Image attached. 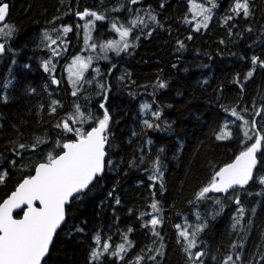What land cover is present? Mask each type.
Here are the masks:
<instances>
[{
	"label": "trees",
	"instance_id": "obj_1",
	"mask_svg": "<svg viewBox=\"0 0 264 264\" xmlns=\"http://www.w3.org/2000/svg\"><path fill=\"white\" fill-rule=\"evenodd\" d=\"M2 2L0 28L13 31L0 35V202L76 129L110 117L104 173L66 207L43 264H264V0ZM197 5L208 10L201 26ZM85 11L102 17L96 44L114 39L116 25L130 30L128 47L73 89L64 65L84 51ZM45 34L55 43L44 46ZM260 137L248 187L198 197Z\"/></svg>",
	"mask_w": 264,
	"mask_h": 264
},
{
	"label": "snow or ice",
	"instance_id": "obj_2",
	"mask_svg": "<svg viewBox=\"0 0 264 264\" xmlns=\"http://www.w3.org/2000/svg\"><path fill=\"white\" fill-rule=\"evenodd\" d=\"M135 2V0H133ZM201 12L208 11L202 6L197 5ZM243 9L245 16L248 15L247 3H236L234 10ZM8 13V4L0 0V22L6 21ZM82 18L84 16H94L96 19L102 17L96 13H78ZM205 21L208 19L204 17ZM135 25V22H133ZM206 26V25H205ZM116 28V25H113ZM7 29V31H5ZM70 29L65 28L67 32ZM123 40L129 35V29H116ZM12 27L5 24L0 28V35L10 36ZM47 39V34H45ZM55 43V41H52ZM109 42L107 47H112ZM95 48V45H93ZM128 44H124L127 49ZM4 51V45L0 44V52ZM55 54V53H54ZM80 57H76L74 64L79 63ZM256 62L255 59L253 61ZM88 67L87 63H79V68L75 75L80 77L83 69ZM47 71V67H45ZM251 75V73H249ZM56 83V81H53ZM164 87V84H160ZM75 95V92L73 93ZM103 108L104 106L101 105ZM54 111V109H53ZM79 111V109H77ZM236 115V113H233ZM156 115H159L158 113ZM69 119H73L69 117ZM109 114L105 111L103 118L98 121V126L93 127L86 133L76 129L77 139L73 142L62 145V154L53 157L49 154L46 163H40L35 168V175H31L23 180L12 194L0 203V264H42V258L46 255L52 241L53 234L56 232L65 217V205L69 203L70 198H76L78 194L86 189L94 177L99 174L104 167L105 151L104 146L107 136L104 135L108 122ZM75 123V120H73ZM147 123V122H146ZM63 127L66 131H73L67 122ZM148 127H152L148 124ZM229 134L218 135L217 139L227 138ZM251 139V137H248ZM261 145V138H257L255 143L242 151L231 164L226 165L215 173L210 187H205L198 194V197H204L209 191H227L234 185L243 186L253 178V167L256 164L255 153ZM24 148L25 145H20ZM35 147V145L33 146ZM3 177L0 176V182ZM264 183V178L261 179ZM38 202L39 206H35ZM22 205L26 208L21 209ZM156 204L152 208L156 209ZM13 209H21L23 217L21 219L13 218ZM241 211H243L241 209ZM159 221L152 219L151 223L155 226ZM199 230V229H198ZM182 236L187 238L185 232ZM195 233H193V237ZM195 246L194 239L188 243V248ZM105 250L108 245L104 244ZM124 250L123 245L120 246ZM196 255H200L197 253ZM93 258H97V253L93 251ZM228 257V260H231ZM227 264V261H226Z\"/></svg>",
	"mask_w": 264,
	"mask_h": 264
},
{
	"label": "rangeland",
	"instance_id": "obj_3",
	"mask_svg": "<svg viewBox=\"0 0 264 264\" xmlns=\"http://www.w3.org/2000/svg\"><path fill=\"white\" fill-rule=\"evenodd\" d=\"M194 17H193V23L195 26H201L206 23L204 17L207 16L206 12H201L200 9L196 6L192 8ZM89 12V11H88ZM84 13V12H83ZM92 13V12H89ZM98 16V15H97ZM79 17H81L79 15ZM83 23L78 24L80 29L82 30V36H83V44H86L84 47V51L82 54L75 55L71 57L64 65V75L65 78L68 80L69 84L73 89H78V87L86 80L88 84L92 82V78L96 77L97 74L93 73L90 77H85L86 73L90 70L96 68L100 62H104L108 60V56L110 53H117L120 52L122 49H124V44H128V38L121 39V36L119 32L116 30L117 28H120L119 26H116V28L112 27V31L114 35L116 36L114 39L103 41L99 44H96V42L93 41V32L95 29V19L94 16H84ZM124 29V28H123ZM64 34L62 35V37ZM53 39H43V42H41L44 46H51ZM109 42H112V47H107ZM54 44V43H53ZM95 45V48L93 47ZM76 57H80L81 60L79 63H87L88 67L86 69H83L81 75L79 78L75 75L76 71L79 68V63L74 64V60ZM97 87H100V84H97ZM96 126V125H95Z\"/></svg>",
	"mask_w": 264,
	"mask_h": 264
},
{
	"label": "water",
	"instance_id": "obj_4",
	"mask_svg": "<svg viewBox=\"0 0 264 264\" xmlns=\"http://www.w3.org/2000/svg\"><path fill=\"white\" fill-rule=\"evenodd\" d=\"M4 3L8 4L7 2H4ZM8 14H9V4H8V13H7V16H6V20H7V18H8ZM3 23H5V22H0V24H3ZM0 44H3V43H0ZM4 53H5V48H4V51H3V52H0V58L4 55ZM97 126H98V124H97L96 126H93V127H97ZM93 127H92V128H93ZM92 128H90L88 131H91ZM88 131H87V132H88ZM105 133H106V131H105ZM105 133H104V135H106ZM260 138H261V137H260ZM76 139H77V138H76ZM76 139H75V140H76ZM75 140L66 141L65 143L73 142V141H75ZM261 142H262V138H261ZM254 143H255V142H254ZM106 144H107V142H105V146H104V151H105V158H104V159H105V162H106V158H107ZM251 145H252V144H251ZM251 145L248 146V147H251ZM248 147H247V148H248ZM247 148H246V149H247ZM260 148H261V145H260V147L258 148V151L255 153L256 164H255L254 167H253V177H254L255 169H256V167L258 166V157H257V154H258ZM246 149H244L243 151H245ZM241 152H242V151H241ZM241 152H240V153H241ZM240 153H239V154H240ZM59 154H62V151H61ZM59 154H57V155H59ZM239 154H237V156H238ZM57 155H56V156H57ZM54 157H55V156H54ZM235 159H236V158H235ZM234 161H235V160H234ZM234 161H233V162H234ZM46 162H47V161L39 162V163L36 164V166L39 165L40 163H46ZM233 162H232V163H233ZM230 164H231V163H230ZM36 166L34 167V170H33V172H32L31 175H35V168H36ZM225 166H226V165H224L223 167H225ZM104 167H105V163H104ZM104 167H103V170H102L99 174H97V175L94 177V179L91 181V183L88 185V187H87L86 189H84L83 191H81L80 193L87 191V190L89 189V187L91 186V184L94 182V180H95L98 176L102 175V173L104 172ZM223 167H222V168H223ZM31 175H29V176H31ZM29 176L24 177V178L18 183V185L15 187V189H14L12 192H14V191L16 190V188L19 186V184L22 183L23 180H24L25 178L29 177ZM252 180H253V178L250 179L249 182H248L247 184L243 185V186H240V185H234L232 188H229L227 191H221L220 194H221L222 196H225V195H227L228 193H230L231 191H233V190H235V189H243V188H245L246 186H248ZM12 192H11L8 196H6V197H5L0 203H3V201L6 200V199L12 194ZM80 193H79V194H80ZM79 194H78V195H79ZM72 199H74V198H70L69 203H67V204L65 205V211H66V207L70 204V202H71ZM34 205H35V206H39L38 202H34ZM23 208H26V205H22V206H21V209H23ZM21 209H13V218H15V219H21V218L23 217V211H22ZM17 213H21V215H20L19 217H17V216H16ZM65 219H66V217H64V220L61 222L60 226L58 227V229L56 230V232L53 234V238H52V241L50 242L48 252H47L46 255L42 258V264H43L44 260L47 258L48 254H49V252H50L51 246H52V244H53V241H54V239H55V236H56L57 232H58L59 229L64 225V223H65ZM199 254H200V253H199ZM196 257L198 258L199 255H196Z\"/></svg>",
	"mask_w": 264,
	"mask_h": 264
},
{
	"label": "bare ground",
	"instance_id": "obj_5",
	"mask_svg": "<svg viewBox=\"0 0 264 264\" xmlns=\"http://www.w3.org/2000/svg\"><path fill=\"white\" fill-rule=\"evenodd\" d=\"M261 147H262V143H261ZM260 150H261V148H260ZM260 150H259V152H260ZM259 152H258V154H259ZM258 154H257V157H258ZM236 157H237V156H236ZM236 157H235V158H236ZM235 158H234L230 163H232V162L235 160ZM258 161H259V159H258ZM105 163H106V162H105ZM230 163H229V164H230ZM227 165H228V164H227ZM256 169H257V167H256ZM256 169H255V171H256ZM104 170H105V167H104ZM103 173H104V172H103ZM103 173H102V174H103ZM100 176H101V175H100ZM100 176H98V177H100ZM254 176H255V172H254ZM98 177H97V178H98ZM97 178H96V179H97ZM96 179H95V180H96ZM253 179H254V177H253ZM95 180H94V181H95ZM252 181H253V180H252ZM252 181H251V182H252ZM251 182H250V184H251ZM93 183H94V182H93ZM93 183H92V184H93ZM92 184H91V185H92ZM250 184H249V185H250ZM249 185H248V186H249ZM248 186H246V187H248ZM246 187H245V188H246ZM89 188H90V187H89ZM219 193H220V192H219Z\"/></svg>",
	"mask_w": 264,
	"mask_h": 264
}]
</instances>
